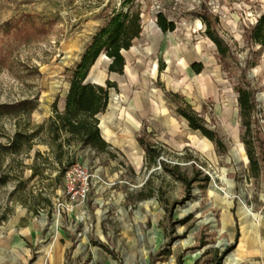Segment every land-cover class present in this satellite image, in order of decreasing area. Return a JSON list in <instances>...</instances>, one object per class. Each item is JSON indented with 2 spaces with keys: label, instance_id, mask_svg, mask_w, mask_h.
Segmentation results:
<instances>
[{
  "label": "rangeland",
  "instance_id": "obj_1",
  "mask_svg": "<svg viewBox=\"0 0 264 264\" xmlns=\"http://www.w3.org/2000/svg\"><path fill=\"white\" fill-rule=\"evenodd\" d=\"M120 1L0 0V262L264 264V46L247 38L264 0H139L142 32L123 52V73L108 74L100 56L89 71V81L117 87L97 116L100 135L110 132L101 136L106 152L74 148L87 185L83 201H71L40 140L52 102L62 107L73 67ZM203 8L230 48V74L196 16ZM159 12L173 31L156 26ZM240 71L255 87L257 178L240 142L232 89ZM185 103L225 151L188 127L176 112ZM34 131L30 141L15 137ZM138 139L164 165L149 166ZM79 186L75 179L72 192Z\"/></svg>",
  "mask_w": 264,
  "mask_h": 264
},
{
  "label": "trees",
  "instance_id": "obj_2",
  "mask_svg": "<svg viewBox=\"0 0 264 264\" xmlns=\"http://www.w3.org/2000/svg\"><path fill=\"white\" fill-rule=\"evenodd\" d=\"M142 14V5L139 0H121L119 7L111 11L104 24L92 35L79 61L73 67L63 97L62 107L60 109L57 107V97L52 102L51 115L48 117L44 128L47 139L40 140V143L48 148L60 170H65L72 164L74 148L88 149L92 152H106L108 144L100 135L97 116L105 112L109 103L110 90L116 89L117 86L115 82L109 79H105L104 84L85 82V80L91 67L102 54L108 60L106 66L108 74L120 75L123 73L125 65L123 52L129 50L133 42L141 35ZM196 16L204 25L203 32L205 36L215 46L216 58L221 70L230 74L231 51L229 46L211 27L212 22L205 8L199 10ZM155 24L163 33L173 31L175 28L174 22L167 20L160 12L155 16ZM247 38L256 45L264 46V17H260L250 27L247 31ZM191 68L197 74L201 70V64L193 63ZM232 89L236 94L237 114L241 128L240 142L243 145L250 174L253 178H257L260 165L256 156L254 136L252 135L253 127L257 125L256 113L258 110L255 100V87L247 79L245 72L240 71V75L236 77ZM176 96V94H171L172 98ZM176 112L186 120L190 129L199 131L215 146L217 151H225L224 144L216 132L208 129L203 119L188 104L185 103L184 107L178 106ZM37 134L38 131L28 135L16 133L15 137L30 141ZM138 140L144 146L148 165H153L155 161L161 163L159 153L149 150L141 139ZM257 148L258 153L264 158L262 141L257 142ZM38 156L40 154L36 152L35 157ZM166 172L172 174L167 169ZM179 179L185 182L187 186L190 185L187 179L182 177H179ZM206 180L205 177L204 181ZM201 244V246L204 245V243ZM213 252L216 254L217 251L214 250ZM220 262L221 258L215 259V264H221ZM176 264H181L180 259L176 261Z\"/></svg>",
  "mask_w": 264,
  "mask_h": 264
},
{
  "label": "built area",
  "instance_id": "obj_3",
  "mask_svg": "<svg viewBox=\"0 0 264 264\" xmlns=\"http://www.w3.org/2000/svg\"><path fill=\"white\" fill-rule=\"evenodd\" d=\"M63 176L65 181L67 182V193L70 194L71 201H79L82 202L86 193V185H87V175L82 167L78 166V164H72L67 167ZM75 179L79 181V191H73V183H75Z\"/></svg>",
  "mask_w": 264,
  "mask_h": 264
},
{
  "label": "crops",
  "instance_id": "obj_4",
  "mask_svg": "<svg viewBox=\"0 0 264 264\" xmlns=\"http://www.w3.org/2000/svg\"><path fill=\"white\" fill-rule=\"evenodd\" d=\"M23 216H24L23 214L18 215V216L16 217V220L19 221ZM34 220H35V219H33L32 221H34ZM35 221H36V220H35ZM35 221H34V225H35L34 230L38 233V232L41 231L40 229H42L43 224H41V223H39V222H36V223H35ZM0 250H1V248H0ZM0 264H2V263L0 262ZM18 264H20V263H18Z\"/></svg>",
  "mask_w": 264,
  "mask_h": 264
},
{
  "label": "bare ground",
  "instance_id": "obj_5",
  "mask_svg": "<svg viewBox=\"0 0 264 264\" xmlns=\"http://www.w3.org/2000/svg\"><path fill=\"white\" fill-rule=\"evenodd\" d=\"M100 57H102V58H105V56H103V55H100ZM88 79V78H87ZM101 125V124H100ZM101 127H102V125H101ZM99 128H100V126H99ZM110 135V132L108 131V129H106V128H104L103 129V133H102V137H108Z\"/></svg>",
  "mask_w": 264,
  "mask_h": 264
},
{
  "label": "water",
  "instance_id": "obj_6",
  "mask_svg": "<svg viewBox=\"0 0 264 264\" xmlns=\"http://www.w3.org/2000/svg\"><path fill=\"white\" fill-rule=\"evenodd\" d=\"M103 55V54H102ZM104 56V55H103ZM85 82H92V83H95V84H99V83H96L94 81H89L88 79L85 80ZM99 127V126H98Z\"/></svg>",
  "mask_w": 264,
  "mask_h": 264
}]
</instances>
